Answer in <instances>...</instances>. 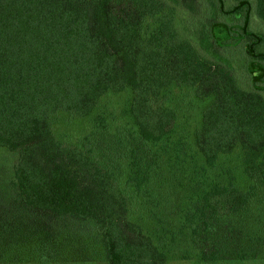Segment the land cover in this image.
<instances>
[{"label": "trees", "instance_id": "1", "mask_svg": "<svg viewBox=\"0 0 264 264\" xmlns=\"http://www.w3.org/2000/svg\"><path fill=\"white\" fill-rule=\"evenodd\" d=\"M172 1L0 0V148L19 151L10 213L83 223L108 264H168V256L133 218L114 176L87 151L56 137L52 123L60 113L87 117L104 95L130 88L141 138L158 142L176 125L175 112L160 105L163 91L194 87L200 99H212L196 132L206 163L214 166L240 148L246 174L264 187L261 70H252L254 88H243L228 64L204 56L183 34ZM226 1L217 0L219 9L242 22L250 63L263 61L264 36L250 24L252 3L227 7ZM256 11L264 20V0L256 1ZM140 175L147 185L148 176ZM254 196L213 184L188 201L182 218L201 260L223 253L210 238L221 214L246 210Z\"/></svg>", "mask_w": 264, "mask_h": 264}, {"label": "rangeland", "instance_id": "2", "mask_svg": "<svg viewBox=\"0 0 264 264\" xmlns=\"http://www.w3.org/2000/svg\"><path fill=\"white\" fill-rule=\"evenodd\" d=\"M256 1L250 0L251 29L264 36ZM170 4L179 28L204 56L228 64L246 90L254 88L257 73L252 70L259 68L256 81L264 87V60L250 63L243 51L240 20L223 14L217 0ZM235 4V0L226 1L227 7ZM132 99V90L126 88L104 95L87 117L60 113L52 123L54 133L61 142L87 151L114 176L130 199L133 218L167 253L168 264H264V187L246 174L240 148L222 154L211 166L196 145V132L212 99H200L191 86L166 88L160 105L175 112L176 125L158 142L141 138L130 112ZM18 156L19 151L0 148V264H108L103 247L83 223L60 224L24 211L10 213ZM140 172L148 176L147 185ZM213 184L255 191V196L246 210L221 214L210 238L223 253L205 262L182 217L188 201Z\"/></svg>", "mask_w": 264, "mask_h": 264}]
</instances>
